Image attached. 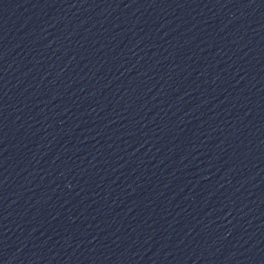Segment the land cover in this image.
Masks as SVG:
<instances>
[{"label":"water","instance_id":"1","mask_svg":"<svg viewBox=\"0 0 264 264\" xmlns=\"http://www.w3.org/2000/svg\"><path fill=\"white\" fill-rule=\"evenodd\" d=\"M0 264H264V0H0Z\"/></svg>","mask_w":264,"mask_h":264}]
</instances>
